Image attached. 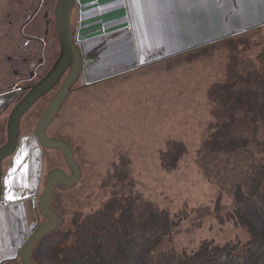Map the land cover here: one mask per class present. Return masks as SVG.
Returning <instances> with one entry per match:
<instances>
[{
	"label": "rangeland",
	"instance_id": "374dc122",
	"mask_svg": "<svg viewBox=\"0 0 264 264\" xmlns=\"http://www.w3.org/2000/svg\"><path fill=\"white\" fill-rule=\"evenodd\" d=\"M250 66L264 70V27L92 86L87 79L93 81V73L84 66L48 129L72 145L82 169L74 188L55 192L52 206L65 219L58 231L71 241L76 224L87 216L111 201L132 198L176 222L172 242L165 238L156 255L172 250L182 257L204 241L245 243L246 231L232 218V189L247 181L250 164L263 156L230 154L205 143L221 110L211 88ZM54 91L24 116L21 136L34 134ZM42 149L41 193L48 170L69 172L61 152Z\"/></svg>",
	"mask_w": 264,
	"mask_h": 264
},
{
	"label": "crops",
	"instance_id": "0c3cea01",
	"mask_svg": "<svg viewBox=\"0 0 264 264\" xmlns=\"http://www.w3.org/2000/svg\"><path fill=\"white\" fill-rule=\"evenodd\" d=\"M76 1L71 22L84 66L93 73V81L87 79L90 84L264 25V0ZM107 70L110 74L104 75ZM7 104L0 97V146L12 111ZM42 150L32 134L20 136L16 152L3 162L0 264H21L20 249L42 218L37 211Z\"/></svg>",
	"mask_w": 264,
	"mask_h": 264
},
{
	"label": "trees",
	"instance_id": "16d2710c",
	"mask_svg": "<svg viewBox=\"0 0 264 264\" xmlns=\"http://www.w3.org/2000/svg\"><path fill=\"white\" fill-rule=\"evenodd\" d=\"M211 93L221 110L205 147L242 152L250 158L263 156L261 162L250 164L247 181L232 189V218L246 231L245 243L220 246L204 241L182 257L172 250L156 255L165 238L172 242L176 222L129 198L123 204L111 201L76 224L71 241L60 231L46 236L34 250L33 260L37 264H264V70L250 66L240 74L232 71Z\"/></svg>",
	"mask_w": 264,
	"mask_h": 264
},
{
	"label": "water",
	"instance_id": "95a60500",
	"mask_svg": "<svg viewBox=\"0 0 264 264\" xmlns=\"http://www.w3.org/2000/svg\"><path fill=\"white\" fill-rule=\"evenodd\" d=\"M76 2V0L57 1L54 14L55 29L60 44L58 59L51 71L12 109L7 123L6 142L0 146L1 200L3 162L16 152L23 117L65 76L51 102L38 119L34 135L41 148L61 152L69 172L61 168H52L47 171L44 188L37 201V211L43 221L34 228L22 245L19 254L21 264H37L32 254L38 243L46 236L57 232L65 223L64 217L52 206L55 192L74 188L82 177V169L76 161L72 145L64 138L48 135L50 125L58 117L65 100L79 82L84 69L82 50L75 41L71 25V16L76 8Z\"/></svg>",
	"mask_w": 264,
	"mask_h": 264
},
{
	"label": "flooded vegetation",
	"instance_id": "af4514ba",
	"mask_svg": "<svg viewBox=\"0 0 264 264\" xmlns=\"http://www.w3.org/2000/svg\"><path fill=\"white\" fill-rule=\"evenodd\" d=\"M57 1L0 0V97L12 109L51 71L58 59L60 44L54 14ZM64 77L44 97L54 90L55 95Z\"/></svg>",
	"mask_w": 264,
	"mask_h": 264
},
{
	"label": "built area",
	"instance_id": "2783aa9c",
	"mask_svg": "<svg viewBox=\"0 0 264 264\" xmlns=\"http://www.w3.org/2000/svg\"><path fill=\"white\" fill-rule=\"evenodd\" d=\"M76 35L74 34V37H75ZM75 41H76V43L78 44V42H77V40H76V38H75Z\"/></svg>",
	"mask_w": 264,
	"mask_h": 264
}]
</instances>
